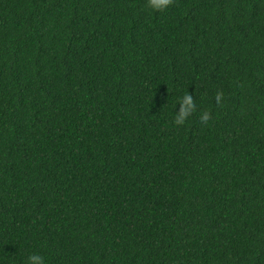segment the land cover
I'll list each match as a JSON object with an SVG mask.
<instances>
[{
    "label": "trees",
    "instance_id": "1",
    "mask_svg": "<svg viewBox=\"0 0 264 264\" xmlns=\"http://www.w3.org/2000/svg\"><path fill=\"white\" fill-rule=\"evenodd\" d=\"M33 253L264 264V0H0V264Z\"/></svg>",
    "mask_w": 264,
    "mask_h": 264
},
{
    "label": "clouds",
    "instance_id": "2",
    "mask_svg": "<svg viewBox=\"0 0 264 264\" xmlns=\"http://www.w3.org/2000/svg\"><path fill=\"white\" fill-rule=\"evenodd\" d=\"M170 3L171 0H147L148 7L155 11L165 10ZM221 96L222 93L217 92V103L220 102ZM178 103L181 105V111L176 113L174 123L180 125L183 124L194 111L196 108V102L192 94L185 93L182 97L178 98ZM199 118L202 122H207L209 119V113L205 111L200 115ZM24 264H45V259L41 255L33 253L26 258Z\"/></svg>",
    "mask_w": 264,
    "mask_h": 264
}]
</instances>
